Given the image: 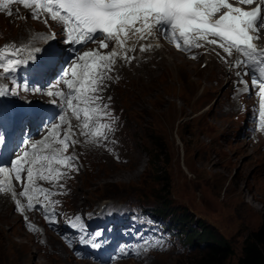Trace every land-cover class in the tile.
Listing matches in <instances>:
<instances>
[{
	"label": "rangeland",
	"instance_id": "rangeland-1",
	"mask_svg": "<svg viewBox=\"0 0 264 264\" xmlns=\"http://www.w3.org/2000/svg\"><path fill=\"white\" fill-rule=\"evenodd\" d=\"M40 26L28 16L0 15V41H25ZM167 47L131 62L117 57L100 95L109 105L111 131L120 129L122 156L115 158L106 142V149L87 150L94 142L76 133L83 164L76 177L65 179L71 191L62 207L69 214L108 209V217L121 209L146 219L150 233L142 242L153 247L143 259L118 264H199L206 244L191 246L179 225L170 223L180 213L199 220L194 231L204 227L228 241L232 254L221 264H238L244 240L264 225V141L253 97L233 91L241 69L212 57L209 67L203 54L191 60ZM109 132L106 140L113 144ZM2 197L9 218H0V264H84L49 230L42 240L27 232Z\"/></svg>",
	"mask_w": 264,
	"mask_h": 264
},
{
	"label": "snow or ice",
	"instance_id": "snow-or-ice-1",
	"mask_svg": "<svg viewBox=\"0 0 264 264\" xmlns=\"http://www.w3.org/2000/svg\"><path fill=\"white\" fill-rule=\"evenodd\" d=\"M18 3L24 8H31L34 19L43 17L44 23L48 20L56 21L62 25L66 32V43L69 45H86L96 43L95 49H90L78 55L73 62L63 70L62 79L58 84L64 87L60 90L50 88L44 93L43 88L30 89L27 84L24 91L46 94L56 97L52 104L58 102L71 110L76 119L81 120L80 135L87 137L92 142L107 138V132L112 130V125L107 122L110 117L109 105L103 104L100 95L104 81L111 79L110 72L114 71L117 57L126 62H131L135 57L128 56L129 51L135 48L127 47V41L132 38L147 39L159 33L165 40L173 44L178 51L191 52L208 45L222 50L225 56L220 58L227 62L226 57H231L233 51L240 54V59L232 62L229 67L241 69L237 72V83L244 84L246 92L258 88L260 97L261 130H264V49H259L253 41L259 39L261 29H264V0H0V10L8 8L11 4ZM255 7L246 9L244 5ZM11 15V11L7 13ZM55 34H53V38ZM102 37V39H97ZM115 41L120 51L113 49L111 52H101ZM151 45H141L140 51H148ZM12 49L11 53L8 52ZM25 46L16 47L6 44L0 48V76H7L15 71L20 64L27 63L20 58V53L25 51ZM33 52L41 49H31ZM49 62L56 63L62 58L63 50L52 49L47 51ZM220 56V53H216ZM190 58L195 59L192 55ZM242 75L251 77V85L241 78ZM11 91V86L6 88L0 84V95ZM12 95L17 93L12 91ZM109 100L111 97L108 98ZM64 108L58 116V122L52 124L48 135L42 140L24 145L22 154L10 159V167L0 166V175L7 173L0 179V192L10 191L16 203V210L23 214L25 207L28 210L42 208L46 213L45 220L55 223V206L59 201L33 203L34 194H43L47 200L50 189L37 186V180L55 183L67 173L53 167L61 165L69 170L78 171L73 163L78 158L67 155V149L78 141L73 139L76 133L69 122L68 128L61 132L66 123ZM55 138L52 143L49 141ZM8 134L0 125V145L8 144ZM59 144L57 148L54 145ZM0 156V165L7 163ZM26 173V175H25ZM21 184L23 190L20 197L28 200L27 205H21L16 199V193L11 187V182ZM63 188V185H59ZM63 194V193H60ZM75 219L79 220L77 216ZM27 221V217H25ZM73 227L76 225L73 224ZM30 230L35 227L30 225ZM101 235L99 232L96 236ZM92 247H100L93 242Z\"/></svg>",
	"mask_w": 264,
	"mask_h": 264
},
{
	"label": "trees",
	"instance_id": "trees-1",
	"mask_svg": "<svg viewBox=\"0 0 264 264\" xmlns=\"http://www.w3.org/2000/svg\"><path fill=\"white\" fill-rule=\"evenodd\" d=\"M154 211L158 215L161 212L158 209ZM186 218L185 213H180L173 216L169 221L179 225L181 233L186 236L191 246H195L199 242L206 244L204 256L199 264H221L232 254V249L227 240L204 227L194 231L193 229L198 225L199 220L191 218L187 219V222ZM238 264H264V225L251 232L244 240L242 255Z\"/></svg>",
	"mask_w": 264,
	"mask_h": 264
},
{
	"label": "bare ground",
	"instance_id": "bare-ground-1",
	"mask_svg": "<svg viewBox=\"0 0 264 264\" xmlns=\"http://www.w3.org/2000/svg\"><path fill=\"white\" fill-rule=\"evenodd\" d=\"M42 27L40 26V29H41ZM128 43V42H127ZM146 44H148V45H151L152 47L150 48V51H149V57L152 55V56H154V55H157L158 53H160V51L161 50H163L164 49V46L165 47H167V45L166 44H164L160 39H151V40H148V42H146ZM129 46H132V43H129L128 44ZM167 48H169L173 53L174 52H177L178 54L180 53L177 49H175V48H173V47H167ZM117 52H119L118 50H116ZM211 52V50L210 49H206V52L202 55V57L203 56H205L204 58L207 60V62H206V64H208V62H210L209 64H208V66L210 67L211 65H213L214 63H215V61L211 58V57H206V56H208V55H210L209 53ZM207 53V54H206ZM142 55H143V53H141ZM180 54H182V53H180ZM160 55V54H159ZM183 55V54H182ZM151 56V57H152ZM183 56H185V55H183ZM162 57V56H161ZM201 57V56H200ZM201 57V58H202ZM143 58H144V56H143ZM219 59V58H218ZM217 59V60H218ZM192 60V59H191ZM201 60V59H200ZM216 60V59H215ZM216 60V61H217ZM221 60V59H220ZM205 62V61H204ZM221 62H223L224 63V61L223 60H221ZM204 64V63H203ZM206 66V65H205ZM219 71V70H218ZM237 71V70H236ZM221 73V72H220ZM236 78V77H235ZM237 80V79H236ZM238 91H240V93H241V90H238ZM109 92V91H108ZM239 93V92H238ZM103 95V94H102ZM108 95V94H107ZM110 95V94H109ZM108 99V98H107ZM235 100V99H234ZM232 103V102H231ZM253 124H254V121H253ZM252 127V126H251ZM255 127V126H254ZM119 130L120 129H118V130H114V131H110L109 133L112 135V133H113V139H114V141L116 142V143H118L115 147H114V145L111 143V142H107L106 141V143H107V145H109V147H111V149H109L110 151L112 150V153H113V156L115 157V158H119V157H121L122 155H121V152H119L120 151V145H122L121 143H120V140H119V137H118V132H119ZM252 132V131H251ZM257 132H258V130H257ZM261 133V132H260ZM251 135V134H250ZM261 135V134H260ZM108 136V135H107ZM110 136V135H109ZM122 138V137H121ZM124 139V138H123ZM113 141V140H112ZM119 143H120V145H119ZM122 148V147H121ZM109 152V151H108ZM126 152V151H125ZM128 152V151H127ZM119 156V157H118ZM181 172V171H180ZM111 183H114L112 180H109L108 181V184H111ZM3 198V197H2ZM100 206L101 207H104V206H106V203L105 202H102L101 204H100ZM184 214V213H183ZM0 218H1V220H3V221H5L4 220V218H9V216L6 214V212H5V210H4V207H2V205H0ZM187 220V219H186ZM2 221V222H3ZM187 222H188V220H187ZM191 228V227H190ZM204 232H206V231H204ZM209 250V249H208ZM146 253H149V251H145ZM152 257V256H151ZM147 258V257H146ZM84 264H89V262H83ZM92 264V263H91Z\"/></svg>",
	"mask_w": 264,
	"mask_h": 264
}]
</instances>
